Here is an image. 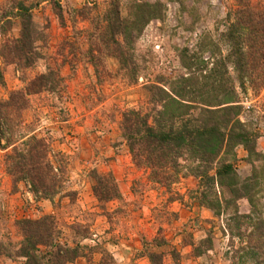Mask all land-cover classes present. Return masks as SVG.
<instances>
[{
	"label": "rangeland",
	"instance_id": "1",
	"mask_svg": "<svg viewBox=\"0 0 264 264\" xmlns=\"http://www.w3.org/2000/svg\"><path fill=\"white\" fill-rule=\"evenodd\" d=\"M18 1L22 0H0V101L10 100L12 104L3 110L15 141L8 149L5 139L0 143V264L25 263L18 255L22 236L17 222L46 215L56 217L63 233L60 242L73 246L75 235L69 227L85 225L89 234L82 244L102 245L117 264H151L146 251L163 253L165 264H173V251L179 254L181 264H227V214L219 217L200 205L195 199L199 180L187 169L172 192L151 181L148 173L133 163L121 121L129 109L148 108L149 85H168L185 75L186 49L198 52L203 36L219 39L228 28L234 1L122 0L124 12L136 1L165 5L162 18L150 22L136 44L139 77L135 83L120 71L118 60H99L95 71L86 54L96 47L98 33L94 26L106 11L108 0H27V4H37L32 15L39 47V54L33 55L28 67L25 62L31 61V54L14 60L17 54L10 52L21 32L20 19L10 14ZM58 1L59 7H55L53 2ZM85 7L89 9L83 10ZM6 13L11 23L3 18ZM209 51L204 55L206 59ZM49 70L63 77L57 89L25 98L24 109L16 107L21 97L10 99L11 94L25 89L28 81ZM238 91L243 107L241 119L259 133L257 147L264 153V88L256 92L248 85L246 92L240 87ZM31 136L47 141L52 153H61L68 163L64 192L53 201L38 199L27 181L17 182L6 171V155L15 146L25 149ZM235 152L236 170L246 179L253 166L261 162H250L243 147ZM95 173L113 175L122 194L120 201L102 207L93 194ZM223 193L230 197L228 189ZM240 211L250 212L246 200L240 202ZM209 236L213 249L194 256L190 243L197 244ZM155 239L164 245L155 247ZM100 259L101 255L95 254L91 261L79 258L71 264H95Z\"/></svg>",
	"mask_w": 264,
	"mask_h": 264
},
{
	"label": "trees",
	"instance_id": "2",
	"mask_svg": "<svg viewBox=\"0 0 264 264\" xmlns=\"http://www.w3.org/2000/svg\"><path fill=\"white\" fill-rule=\"evenodd\" d=\"M233 1L227 30L218 40L203 36L198 52L186 49L185 75L168 85H149L148 108L125 111L121 130L133 163L148 173L151 181L172 192L187 169L190 176L199 180L195 199L200 205L216 216L227 214V264H264V153L258 151L259 133L241 119L243 107L238 91L240 87L246 92L248 85L256 92L264 88V0ZM53 4L59 7V1ZM164 6L161 2L136 1L124 12L122 0H108L106 11L94 26L98 33L96 47L86 53L95 71L99 60L114 58L120 63V71L135 83L139 77L136 44L149 23L162 18ZM35 7L36 3L22 0L10 13L21 22L20 37L14 40L10 52L17 54L14 60L31 54L25 67L31 66L33 55L39 54L38 31L32 15ZM9 17L6 13L3 18L11 23ZM207 49L208 59L204 57ZM57 73L49 70L28 81L25 89L12 93L10 99L21 97L15 105L26 108L25 98L57 89L63 81ZM52 76L59 79H51ZM11 106L10 100L0 101V143L5 139L6 149L15 144L3 110ZM24 145L25 149L15 146L6 155L7 173L17 182L27 181L38 199L53 201L64 192L68 164L65 156L52 153L50 144L36 136L29 137ZM238 147L247 151L250 162H261L253 166L246 179L239 176L235 167ZM94 181L93 194L103 208L122 199L112 174L95 173ZM224 189L229 190L230 197L225 196ZM243 200L248 202V213L240 211ZM17 225L22 236L18 255L25 259L24 264H71L79 258L91 261L95 254L101 255L95 264H117L102 245L82 244L89 234L85 225L69 227L75 235L73 246L60 242L63 233L53 215L22 219ZM163 245L161 240H154L155 247ZM190 245L196 257L213 249L210 236ZM171 255L173 264H181L176 251ZM145 256L151 264H165L163 253L146 251Z\"/></svg>",
	"mask_w": 264,
	"mask_h": 264
}]
</instances>
